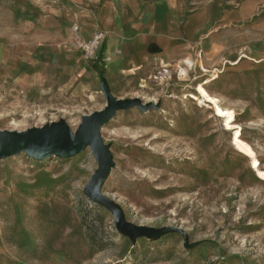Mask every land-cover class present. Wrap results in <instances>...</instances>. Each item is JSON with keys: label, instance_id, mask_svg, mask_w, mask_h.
<instances>
[{"label": "rangeland", "instance_id": "374dc122", "mask_svg": "<svg viewBox=\"0 0 264 264\" xmlns=\"http://www.w3.org/2000/svg\"><path fill=\"white\" fill-rule=\"evenodd\" d=\"M91 4L0 0V131L61 122L76 133L109 107L106 84L133 104L99 128L114 163L101 192L157 235L123 234L89 198L91 144L43 158L23 149L0 156V264H264V29L251 34L264 6L220 57L146 76L111 75L77 47L72 26Z\"/></svg>", "mask_w": 264, "mask_h": 264}, {"label": "crops", "instance_id": "0c3cea01", "mask_svg": "<svg viewBox=\"0 0 264 264\" xmlns=\"http://www.w3.org/2000/svg\"><path fill=\"white\" fill-rule=\"evenodd\" d=\"M76 17L85 39L105 33L98 56L111 75H150L161 69L191 71L199 55L211 61L223 44L237 42L238 24H248L264 0L225 5L220 0H91ZM256 24V25H255ZM264 29V18L251 23ZM47 35L48 33H44ZM48 36L46 46L52 43ZM250 35L245 33L244 37ZM252 47H250L251 49ZM201 55V56H202ZM247 53V57H248ZM97 56V55H96Z\"/></svg>", "mask_w": 264, "mask_h": 264}, {"label": "water", "instance_id": "95a60500", "mask_svg": "<svg viewBox=\"0 0 264 264\" xmlns=\"http://www.w3.org/2000/svg\"><path fill=\"white\" fill-rule=\"evenodd\" d=\"M104 92L109 99V107L101 113L85 118L84 124L76 133H73L69 127L61 122L42 130L32 128L24 132L0 131V156L12 155V153H18L23 149L36 158H43L53 153L58 156H70L80 151L87 144H91L100 166L91 183L86 187L89 198L113 211L117 226L123 234L130 236L142 234L154 238L157 234H153L144 227H134L128 223L124 219L121 207L101 192L114 163L107 146L99 136V128L116 113L117 109L133 104L127 101H114L106 84L104 85Z\"/></svg>", "mask_w": 264, "mask_h": 264}, {"label": "built area", "instance_id": "2783aa9c", "mask_svg": "<svg viewBox=\"0 0 264 264\" xmlns=\"http://www.w3.org/2000/svg\"><path fill=\"white\" fill-rule=\"evenodd\" d=\"M72 33L74 34V41L79 49H81L86 57H96L100 45L102 44L105 33L96 32L91 38H83L81 33V25L75 23L72 26Z\"/></svg>", "mask_w": 264, "mask_h": 264}, {"label": "trees", "instance_id": "16d2710c", "mask_svg": "<svg viewBox=\"0 0 264 264\" xmlns=\"http://www.w3.org/2000/svg\"><path fill=\"white\" fill-rule=\"evenodd\" d=\"M101 59H102V58H101L100 56H98V57L96 58V61H99V62H100ZM95 64H97V62H95ZM97 67H98V64H97ZM97 69H100V67H98Z\"/></svg>", "mask_w": 264, "mask_h": 264}]
</instances>
